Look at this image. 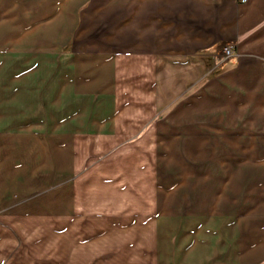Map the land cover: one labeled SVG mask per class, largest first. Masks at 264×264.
I'll list each match as a JSON object with an SVG mask.
<instances>
[{"label":"crops","instance_id":"obj_1","mask_svg":"<svg viewBox=\"0 0 264 264\" xmlns=\"http://www.w3.org/2000/svg\"><path fill=\"white\" fill-rule=\"evenodd\" d=\"M125 6L110 11L127 17L120 24H81L57 90L64 106L54 107L46 131L7 133L0 119V221L21 223L20 232L0 228V264H82L72 254L76 220L104 222L103 236L141 229L151 245L156 222L187 211L203 219L240 195L248 135L264 134V0ZM91 7L86 13L104 10ZM226 46L235 54L220 65ZM75 84L106 94L94 117H83L82 105L66 110ZM152 149L160 175L145 179ZM37 219L46 220L43 235L26 223ZM20 233L34 240L18 252Z\"/></svg>","mask_w":264,"mask_h":264},{"label":"rangeland","instance_id":"obj_2","mask_svg":"<svg viewBox=\"0 0 264 264\" xmlns=\"http://www.w3.org/2000/svg\"><path fill=\"white\" fill-rule=\"evenodd\" d=\"M111 4L113 11L126 10L127 0H0V119L5 123L1 128L6 127L7 133L46 131V119L54 107L64 106V93L58 94L57 90L69 74L66 62L69 55H66L83 21L120 24L127 19L122 13H111ZM114 4L120 5L119 8L113 7ZM92 5L103 8V12L86 13ZM113 15L118 18H111ZM228 47L234 49L232 46L224 48L219 56L220 65L229 59L224 58ZM74 60L76 66L81 63L79 57ZM75 85L73 98H68L65 104L66 110L70 112L74 106L78 111L82 105L85 107L83 117H94L95 107H101V98L106 94L94 88L88 91L89 85L87 90L78 92L79 84ZM257 134L263 140L248 135L247 151L240 162L246 167L244 186L226 210H216L214 215L203 219H196L187 211L176 218H167L161 225L156 222L151 245L145 244L141 229L134 232L120 228L113 231L114 234L103 236L104 222L76 220L81 230L77 231L80 234L76 236L78 243L72 246V254L80 256L82 264H264V134ZM182 142L178 147L183 151L185 142ZM146 154L149 167L145 179L153 178L155 173L160 175V170L153 172V149ZM93 192L91 190L90 197ZM219 196H222L220 191L215 198L217 202L221 201ZM87 202L88 208L95 206L92 198ZM55 222L62 228L67 221ZM26 223L41 230L42 235L46 233L45 219ZM23 225L22 228H26L27 224ZM238 226L243 230L241 239H238ZM0 228L19 231L21 223L0 221ZM20 234L18 252L34 240L29 233ZM238 240L244 244L239 246Z\"/></svg>","mask_w":264,"mask_h":264},{"label":"built area","instance_id":"obj_3","mask_svg":"<svg viewBox=\"0 0 264 264\" xmlns=\"http://www.w3.org/2000/svg\"><path fill=\"white\" fill-rule=\"evenodd\" d=\"M248 2H249V0H239V3L242 4V5H245ZM234 53H235V50L232 49V48H230V47H228V48L225 49V56H224V58L225 59L226 58L228 59V58L232 57L234 55Z\"/></svg>","mask_w":264,"mask_h":264}]
</instances>
